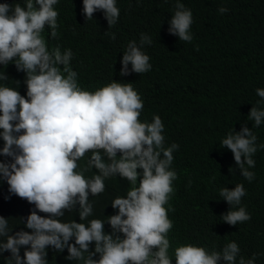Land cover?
Here are the masks:
<instances>
[{"label": "clouds", "instance_id": "clouds-1", "mask_svg": "<svg viewBox=\"0 0 264 264\" xmlns=\"http://www.w3.org/2000/svg\"><path fill=\"white\" fill-rule=\"evenodd\" d=\"M61 2L0 0V81L18 79L13 82L27 89L22 96L0 85V156L10 158L0 160V196L14 197L21 227L10 234L9 220L0 216V255L10 253L8 264H48L49 257L56 264H237L238 257V264H255L260 254L245 259L234 241L218 250L175 241L186 235L168 209L179 145L165 146L158 115L140 121L143 101L131 83L113 81L94 91L78 86L72 51L47 46L58 37ZM82 3L85 20L101 11L109 28L117 23L116 0ZM175 9L167 31L191 42L192 12L180 0ZM151 43L143 33L139 45L130 41L119 75L149 72L150 57L141 49ZM256 95L264 100V89ZM247 118L260 126L264 109L252 106ZM256 141L244 125L221 141L249 182L253 156L264 148ZM245 195L236 184L217 195L187 196L223 205L222 198L229 205L222 221L236 226L251 219L240 206ZM66 214L75 221L65 222Z\"/></svg>", "mask_w": 264, "mask_h": 264}, {"label": "trees", "instance_id": "trees-1", "mask_svg": "<svg viewBox=\"0 0 264 264\" xmlns=\"http://www.w3.org/2000/svg\"><path fill=\"white\" fill-rule=\"evenodd\" d=\"M176 2L116 0L120 14L109 28L101 11L94 13L93 20H85L82 0H62L58 37L48 38L47 46L72 51L70 65L81 89L94 91L113 81L131 83L143 101L140 121L150 123L158 115L164 124L165 146L179 145L173 152L171 169L177 179L172 182L168 209L186 235L175 241L209 244L210 250L234 241L240 256L248 259L258 253L255 264H264V148L258 147L253 156L255 167L249 170L255 178L249 182L240 174L231 151L221 144L232 129L238 132L242 125L257 136V146L264 144V122L254 126L247 118L252 106L264 109V100L256 95L257 88L264 89V0H180L192 12L191 42L179 41L167 31ZM220 8L228 11L221 13ZM141 33L152 39L141 49L150 57L151 69L121 76V57L130 41L139 45ZM13 81L19 80L0 81V85L26 95L25 83ZM9 159L0 156V160ZM236 184L246 190L240 206L251 216L236 226L222 221L229 209L222 198L223 205L187 196L191 192L217 195L221 188ZM3 208L0 216L9 220L10 234L20 231L13 196H0ZM65 217V222L75 221L71 214ZM9 256V252L0 255V264H8ZM48 264H56L55 259L49 257Z\"/></svg>", "mask_w": 264, "mask_h": 264}]
</instances>
